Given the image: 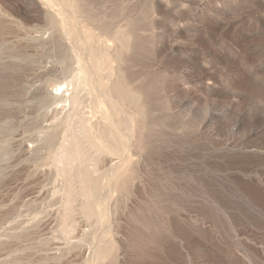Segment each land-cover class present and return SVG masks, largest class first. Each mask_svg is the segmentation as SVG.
<instances>
[{
  "label": "rangeland",
  "instance_id": "rangeland-1",
  "mask_svg": "<svg viewBox=\"0 0 264 264\" xmlns=\"http://www.w3.org/2000/svg\"><path fill=\"white\" fill-rule=\"evenodd\" d=\"M0 264H264V0H0Z\"/></svg>",
  "mask_w": 264,
  "mask_h": 264
},
{
  "label": "bare ground",
  "instance_id": "bare-ground-1",
  "mask_svg": "<svg viewBox=\"0 0 264 264\" xmlns=\"http://www.w3.org/2000/svg\"><path fill=\"white\" fill-rule=\"evenodd\" d=\"M61 87V86H60ZM65 87V86H64ZM58 91V90H57ZM60 91V90H59ZM57 94L58 93H56L55 92V94H54V96H57ZM52 99V98H51ZM55 110V109H54ZM104 116H103V118L105 119V120H108V118H107V116H106V114H103ZM110 122V121H109ZM110 125H111V129H113L112 127H113V125H112V123L110 122L109 123ZM85 129V128H84ZM92 129V127H90V130ZM86 130V129H85ZM83 133V132H82ZM113 133H115V130L113 129ZM112 135V134H111ZM111 138V137H110ZM95 139H98V141H100L101 142V139L100 138H95ZM112 139H114V136H112ZM69 142V141H68ZM101 146V148L100 149H102V147L104 146L103 144H102V142H101V144H100ZM70 148V149H72L73 151H75V154H74V156L76 157L77 156V154L79 153V150H78V140L76 139V138H73L72 137V139H71V141H70V143L68 144V146H67V148ZM68 148V149H69ZM68 149H66V150H68ZM107 151H109L110 152V154L113 156V155H119V153H118V150H116V149H114V148H107ZM94 190H95V186H93V189H92V191H93V193L91 192V194H89V197L90 198H92L93 197V195H94Z\"/></svg>",
  "mask_w": 264,
  "mask_h": 264
}]
</instances>
